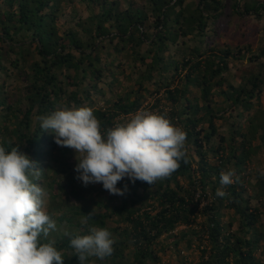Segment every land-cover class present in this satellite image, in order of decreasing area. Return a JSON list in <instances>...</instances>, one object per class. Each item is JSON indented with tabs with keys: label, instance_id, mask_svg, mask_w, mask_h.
<instances>
[{
	"label": "trees",
	"instance_id": "1",
	"mask_svg": "<svg viewBox=\"0 0 264 264\" xmlns=\"http://www.w3.org/2000/svg\"><path fill=\"white\" fill-rule=\"evenodd\" d=\"M81 2L87 6L89 16L63 34L59 32L57 21L63 5L72 6L73 0H4L0 5V74L4 77L0 78V146L9 151L20 146L21 151L43 169L33 181L43 187L49 202L46 212L57 224V229L43 242L54 241L65 264H79L70 246L71 236L87 234L90 227L106 228L114 240V252L104 260L90 258L89 264L92 261L95 264H153L159 260L156 249H168L158 241L180 225L189 226L199 210L194 193L179 183L180 178H189L194 192L201 189L200 201L210 199L207 188L213 196L211 204L202 210L206 218L204 232L208 234L210 245L201 250V264H264L256 256L264 241V223L261 222L264 201L260 202L262 213L261 208L251 203L256 195L254 198L246 196L243 176L247 163H251L264 146V112L261 110L264 47L261 53L248 58L259 62L258 69L245 74L240 85L228 84L227 90H223L227 83L224 73L230 72V63L234 60L231 56L236 54L233 44L217 46L214 43L215 34L220 35L218 29L222 21L236 16L241 28L249 16L262 17L264 0ZM113 44L111 53L106 48ZM172 48L176 50L175 57L170 55ZM103 52L114 60L120 59L118 65L104 62L106 59L100 57ZM124 65L139 72L135 81L138 92L132 89L120 96L108 112H94L101 131L114 126L117 118L137 112L142 105V92H149L147 85L152 84L157 92L165 90L166 99L174 110L171 122L180 124L186 134L187 162L181 161L176 171L153 185L139 180L132 183L131 191L136 196L133 205L110 210L94 199L91 188L87 195L77 196L76 188L82 182L76 178L78 174L70 163L73 149L58 146L54 135L41 129L39 117L61 107H84L91 92L96 91L95 82L102 79L106 67L113 77L112 83L116 84L120 74L115 70ZM11 67L12 74L9 73ZM143 68L145 70L141 71ZM20 74L26 76L25 86L7 85L8 79ZM176 81L178 84L172 87ZM69 87L74 89L69 90ZM193 89L199 93L197 98L191 97ZM134 94L137 96L131 100ZM217 94L228 102L227 109L218 110L220 116L212 107ZM159 104L160 101L156 107ZM201 111H204L202 116ZM234 112L236 118L245 117L243 126L237 123ZM230 118L233 122L228 134L220 136L221 143L227 147L216 146L213 142L218 136L215 120L230 122ZM205 124H208L206 129L202 128ZM258 140L260 145H254ZM210 155L218 157L219 162L212 164ZM225 169L234 170L236 175L234 182L224 188L226 194L218 197L215 194L221 187L220 173ZM256 177L252 187L254 191L259 190V197L264 194V174L257 173ZM153 188L156 192L151 195ZM138 191L147 197H140ZM150 197L158 202L154 207L156 213H140L141 208L136 205L150 207L147 203ZM72 198L79 203H72ZM226 210L233 212L227 225L222 223ZM91 212V218L82 224V219ZM115 217L126 224L121 233L108 225ZM234 223H238L235 232L231 231ZM186 235L184 233L182 239ZM182 239L172 242L179 254ZM186 249L191 248L188 245Z\"/></svg>",
	"mask_w": 264,
	"mask_h": 264
},
{
	"label": "clouds",
	"instance_id": "2",
	"mask_svg": "<svg viewBox=\"0 0 264 264\" xmlns=\"http://www.w3.org/2000/svg\"><path fill=\"white\" fill-rule=\"evenodd\" d=\"M44 132H51L58 146L74 150L75 171L85 187L102 184L113 195H124L127 178L153 185L170 176L186 160V134L165 115L138 110L130 119L101 131V124L89 107H61L39 117ZM43 169L20 146H0V264H65L54 241L43 242L57 229L46 212V193L33 181ZM232 169L220 173L221 187L234 182ZM92 212L81 223L86 224ZM65 235H69L65 233ZM114 240L106 228L90 227L87 234L70 238L79 264L90 258L104 260L114 252Z\"/></svg>",
	"mask_w": 264,
	"mask_h": 264
},
{
	"label": "rangeland",
	"instance_id": "3",
	"mask_svg": "<svg viewBox=\"0 0 264 264\" xmlns=\"http://www.w3.org/2000/svg\"><path fill=\"white\" fill-rule=\"evenodd\" d=\"M190 1V0H189ZM4 0H0V5H2ZM89 16V12L87 10V6L81 2V0H73L72 6L68 4H64L62 8V13L60 14V17L57 21L59 32L60 34H63L65 30H67L69 27L74 26L80 19H86ZM241 22L240 19L236 16L231 17L229 21H222L219 24L218 33L220 35L215 34V44L217 46L223 45V44H233L234 54L235 56H231V63H230V72L224 73V78L226 79V84L223 87V90H227L228 84L233 85H240L242 82V77L247 74L248 72L252 70L258 69L259 62L256 61H249L248 58L258 55L260 52V49L264 47V12L262 13V17H257L256 15H251L246 19L242 27L240 28ZM214 28V27H213ZM241 37H243L241 39ZM116 44V42H114ZM106 48L107 51H110L111 53L114 51L113 47ZM106 53H101L100 57L102 60H105L104 62H107L108 65L117 66L118 61L120 59L114 60L112 57H107ZM170 55L175 57L176 56V50L172 48ZM245 55L246 58H243L241 56ZM14 58V55L12 56ZM239 57L241 59H239ZM104 64V63H103ZM107 65V66H108ZM143 68L141 71H144ZM13 68L11 67V71H9L10 74H12ZM116 72H118L120 75L118 76L119 82L116 84L112 83L113 77L110 75L109 68L106 67L104 70V76L101 80H97L95 82L96 85V91H92L89 95L88 101L85 102L84 107H89L93 110V112L101 111V112H108L111 110L113 103L118 101V98L120 96H124L128 92H131L132 89L135 92H138V85H136L135 81L139 77L137 70L134 71V69L129 68L128 65H124L121 69H116ZM26 76L23 74L20 75H13L11 79L7 80V85H12L15 87L22 88L25 86L26 83ZM0 78L2 80L3 74H0ZM178 81L172 86L174 87L177 85ZM87 84L85 83L84 86ZM11 86V87H12ZM149 92L144 91L142 92L141 97V107L139 110H148L151 112H156L165 115L170 121L172 119V114L174 113L173 107L170 102L166 99L165 90L162 89L160 92H157L156 86L152 84L147 85ZM73 87H69V90H73ZM13 93L18 94L16 91H13ZM137 95H133L131 97V100H134ZM199 96V93L197 90L192 91L191 97L197 98ZM15 97V95H14ZM160 101V104L156 107L157 102ZM261 110L264 112V88L261 95ZM202 105V103L200 104ZM214 112L217 116L222 115L221 113H218V110L221 108L228 107V102L225 101L224 96L220 95H214V103L212 105ZM136 113V112H135ZM135 113L117 118V122H124L128 119H130ZM251 114L253 111L250 112ZM230 114V111L226 113V117L228 118ZM234 118H236L237 113H233ZM204 115V111L200 112V116ZM237 123L243 126L245 122V117L243 118H236ZM120 120V121H119ZM230 122H226L225 120H215L216 127L218 130V136H216L213 140L216 146L223 145L225 148L227 145L225 143H221L220 136L228 134V128L231 127L230 124L233 122V119H229ZM116 122V123H117ZM176 122V121H175ZM236 122V121H235ZM178 123V122H177ZM175 126L180 127V124L173 123ZM208 127V124H205L202 126V128L206 129ZM181 128V127H180ZM254 145H260V140L254 142ZM193 148V146H191ZM190 149V148H188ZM70 163L73 167H75L77 160L75 157V152L73 150V153L70 154ZM209 160L212 164L218 163L219 158L213 157V155H210ZM232 167V164L230 165ZM257 173L264 174V146L261 147V150L259 151L257 157L250 163H247L246 171L243 173V176L245 177V186L247 188L246 196L248 198H254L253 195H256V199H252L251 203L254 206H258L261 208V211L263 213V207L261 206L260 202L261 200L264 201V194L259 195V190L256 189L254 191V188L252 187L257 179ZM125 178V180H122L118 183V187H124L127 185V189L125 191L124 195H113L110 194L108 191H106L102 184H89L87 187H85L82 184H80L76 191H78L77 196L79 195H87L88 191L92 190L93 197L97 202H103V206H109L110 210L114 207H119L122 205L127 206L130 208L133 205L134 199H136V196L131 191L132 182ZM180 185L184 189H188L191 193H194L195 199L194 201L196 203H199V210L196 212V214L191 218L192 222L189 226L186 225H180L176 228V230L171 233L170 235H164L158 242L163 243L168 249L166 251H161V249H156L158 261L153 264H201L202 262V249L204 247H209L210 242L208 240V234L205 233V216H203L202 210L204 206L210 205L213 196L211 189L207 188V192L210 195L209 200H203L200 201L201 197V189H196V192H194V189L192 186H190V179L189 178H180L179 179ZM156 192V188L151 189V195H154ZM138 195L142 198H146L147 194L143 193L142 191L137 192ZM258 197V198H257ZM198 198V199H197ZM199 200V201H198ZM72 203L78 204L79 201H77L76 198L71 199ZM147 203L151 206L150 207H144L141 204H137L136 208H141L140 213H143L145 211H152V214H155L156 211L154 210V207L158 206V202L156 199L150 197L147 200ZM49 208V202L46 200V206L45 210ZM225 214L222 218V223L227 225L231 222L233 218V212L232 211H224ZM261 222L264 223V213L261 216ZM108 225L110 228H117L118 232H122L123 229L126 227V224L120 222L118 218H113L108 222ZM262 227V226H261ZM264 228V225H263ZM238 230V223H234L233 227L231 228V231L235 232ZM186 233V237L182 239V235ZM201 241H200V239ZM178 239H182L183 243L180 244L179 249L181 250V253L179 254L176 252L175 248L172 245L173 241H177ZM191 241V244H188L187 242ZM189 247L191 249H186V247ZM132 248V246L130 245ZM130 252V250L127 251V254ZM130 255V254H129ZM256 256L264 261V241L260 243V247L258 248L256 252ZM129 260V258H128ZM91 264H95L94 261L91 262Z\"/></svg>",
	"mask_w": 264,
	"mask_h": 264
}]
</instances>
